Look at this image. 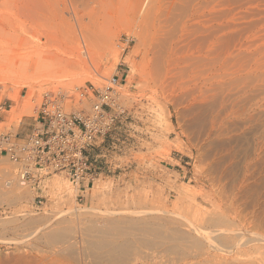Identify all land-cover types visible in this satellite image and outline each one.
<instances>
[{
	"label": "rangeland",
	"instance_id": "obj_1",
	"mask_svg": "<svg viewBox=\"0 0 264 264\" xmlns=\"http://www.w3.org/2000/svg\"><path fill=\"white\" fill-rule=\"evenodd\" d=\"M22 1L27 0H0V5ZM133 1L95 0L85 8L82 21L89 31L95 27L101 34L91 31L94 38L89 37L99 44L90 41L96 47L91 49L94 55L83 64L45 69L29 77L24 71L8 76L0 70V134L17 133L16 142L25 138L19 133L29 135L38 125L45 92L60 94L64 110L70 112L87 109L96 89L112 86L122 110L111 130L87 147L97 175L81 200L63 173L37 169L21 187L30 193L16 198L13 190L21 189L22 163L0 153V264H87L67 252L52 254L43 235L55 230L53 219L59 211L72 207L80 210L79 220L60 226L73 225L86 233L91 224L103 225L106 216L91 209L103 208L94 196L102 190L122 196L119 205H112L116 218L126 211L166 210L167 218L194 234L193 228H201L210 238L214 230L223 229L232 244L231 256L264 264V0H161L165 28L157 37L167 41L162 43L167 48L156 41L163 51L157 49L156 55L167 56H157L162 60L158 67L166 64L162 70L185 76L180 77L184 87L165 93L152 92L144 82L145 42L137 33ZM165 19L173 22L169 25ZM202 69L204 84L194 89L193 79ZM24 101L29 103L23 113ZM6 180L8 186H3ZM195 263L208 264L200 258L184 259L179 250L156 253L143 248L127 264Z\"/></svg>",
	"mask_w": 264,
	"mask_h": 264
},
{
	"label": "bare ground",
	"instance_id": "obj_2",
	"mask_svg": "<svg viewBox=\"0 0 264 264\" xmlns=\"http://www.w3.org/2000/svg\"><path fill=\"white\" fill-rule=\"evenodd\" d=\"M160 1L161 0H134L133 2L130 3V4L134 3L135 7L133 6V11L136 13L138 17V20L136 22L138 27L137 33L139 34V36L143 37L145 42V50L143 48L144 53H142V59H141L142 61L139 60L142 63L144 82L147 85H149L150 87L149 86L148 87L151 88L152 89L151 91L155 93L156 90H160L162 93H165L171 90V88L173 89L177 87L178 89V86L180 87L183 86L182 85L183 83L181 82L182 78L180 79V77L184 76L183 72L177 75L176 69H175L176 73L167 72L168 69H165L167 68L165 67L166 64L163 66L165 67L164 68L165 70H162L163 67H160L162 73L158 67V64L161 63L162 61L161 57L164 54L166 55L167 53V52H164V54L160 53V55L163 54L161 56L158 54L159 55L158 58H161L160 59L161 61L159 62V60L158 61L156 60L158 56L156 55L157 54L156 50L158 49L157 51H160L159 48L160 49L162 48L159 47L158 45L160 42L159 40H161V44H162L164 42H167L165 40L167 37H170V36L167 37L165 36L166 38L164 39L165 41L163 42H162L163 39H160L162 37L160 38L157 37L161 33L164 27L163 25L164 18H162L161 15V13L163 14V12L161 11L163 9H160L162 2ZM93 2H95V0H27L17 4H13L10 7L0 5V70L5 71V73H7L5 75L8 76L9 75L17 76L19 71H21L22 74L24 71L23 75L29 77L35 74L36 72L45 69H52L56 67L61 69H67L68 67L77 66L78 64L80 65V63L85 62L86 57L89 54H93V51L91 52L93 44H95V46L99 44V42H97L96 44L97 39L91 38V37L94 38L95 33L91 34V31L92 30L95 31L94 30L95 27H93L94 29H91V31H89L90 28L88 29L87 27L88 25H85L86 22H83L84 20L82 21V17H84L83 11L85 10L86 7H90L89 5L92 4ZM174 8L176 7H173V9ZM94 11L93 12L96 14L98 8L96 7V10ZM163 11L165 12V10ZM169 12L170 11L168 10L166 15H168ZM10 13L14 16V18H11L9 16ZM91 17L93 16L91 15ZM91 17L89 16V18ZM94 17H96V20L99 18V17L97 18V16L95 15ZM170 17L172 16L170 15ZM168 18L166 19L169 20ZM166 19L164 21L168 22L166 21ZM88 22L90 21H87V23ZM172 22L171 21L170 23L168 22L169 25ZM94 23H96V21ZM90 25L91 23L89 24V26ZM169 25L166 26L168 27ZM98 30L95 32H98ZM88 31L90 32L89 34L91 35H88ZM98 33L101 34V32ZM98 33H96L97 34L96 38L98 37ZM100 38L99 40H101ZM93 40L95 43L91 44L90 41ZM156 41L159 42L157 43ZM140 42L143 43L142 41ZM156 43L158 46H156ZM162 46L165 47V45L163 44ZM101 47L103 48L104 46ZM165 48H167V46ZM160 52H163L162 49ZM170 53H168V56L170 55ZM89 57H91V55ZM166 61L167 62L169 61L168 57ZM166 61L164 62L167 63ZM139 64L140 63H138V65ZM177 69L179 68L177 67ZM203 70L204 69L197 71L199 72ZM203 73H205V71H203L202 74ZM202 74L200 73L197 77L193 79L192 84L194 89H198V88L200 89L203 86L204 74L203 75ZM173 90L175 92L176 89ZM209 90L212 89L210 88ZM195 98H197V95L192 99ZM27 102L28 101H26V103ZM26 103L24 101L25 107L24 105H22V110H21L22 112L28 109L26 108L27 106ZM3 171L4 172L2 173L4 174L7 172V171L5 172V170ZM4 174H2V176ZM6 176H8V172ZM18 182L20 188L22 187V185L25 184V181H22L21 178H19ZM8 183L9 180H6L4 184L1 182L3 186L6 184H7L6 186H8ZM55 183H56L55 185L57 191L61 192L63 189L62 185L59 183L57 179ZM73 188L75 191L77 190L76 187ZM3 190L4 189H2V191ZM13 192H14V196L20 199L21 197H23L22 196L23 193L29 192V189L28 187H23L18 191L13 190ZM108 194L109 193H106L103 190L100 192L97 191L94 192V196H96L95 199L98 200L99 204H101L103 208H100L99 206L95 208L94 206V208L91 209L96 213H98L97 211H101L102 215H105L106 217L102 218L104 220L103 225L97 226L91 224L90 226L87 227L86 233H82V231L79 232L78 230H75L72 227L73 226L72 224L71 227L70 226L62 227L59 225L64 221L70 222V220L71 221L75 219L79 220L78 216L76 215L80 211L79 209H78L79 211H76L77 209L72 207V208H68V210L66 211L61 210L58 212L59 214L57 213L58 215L57 214L55 215L54 219L52 218L56 223L55 230H53L52 232L50 231V233H48L47 235H43L46 241L51 244L50 251L52 252V254L59 255L60 253L67 252L68 256L70 255L71 258L73 256L76 257L79 256L78 258L82 259L87 264H127L134 256L142 254V249L146 248L156 253L161 251L174 252L179 250L181 251L184 259H189L191 257L200 258L201 261L208 262V264L210 262L211 264H252L247 262L248 261L247 259H249L248 257L247 259L244 257L245 260L247 261H243L239 257L237 258L236 256H231L230 251L232 252V246H231L232 244H230L228 241L229 236L225 237L223 229L220 228L216 229L214 230L215 233L213 230L210 229L209 232L213 231L214 235L212 236L209 234L210 238L207 236L210 239L209 240L203 233L204 230L203 232H201V228L200 229L193 228V231H196L195 234L189 231V229L181 228L177 224V220H170L171 218H167L168 214H166L167 213L166 210H152L149 212L147 210L146 211L136 210V211H132L133 214L130 213L131 211L130 212L126 211L123 213L124 214L129 213V215L122 214L121 218H116L115 213L117 211H114V209H112L113 207L112 205L113 204L119 205V202L120 203L122 202V196L119 194L116 195L115 194L108 195ZM67 213L73 214L72 217L65 216V214ZM182 224L185 223L182 222ZM74 226H76V224ZM223 242L224 243L227 242L230 245L228 246L225 243L226 244L225 246V244L224 245L222 244ZM238 244L240 245V243ZM240 251H238L239 253L238 256H240ZM144 253L146 254V251ZM76 257L75 259L77 260Z\"/></svg>",
	"mask_w": 264,
	"mask_h": 264
},
{
	"label": "built area",
	"instance_id": "obj_3",
	"mask_svg": "<svg viewBox=\"0 0 264 264\" xmlns=\"http://www.w3.org/2000/svg\"><path fill=\"white\" fill-rule=\"evenodd\" d=\"M63 99L60 94L45 92L38 125L21 142L13 141L11 134H0V153L22 163V181L32 169L63 173L81 200L97 175L87 147L111 130L122 110L112 86L96 89L87 109L66 112Z\"/></svg>",
	"mask_w": 264,
	"mask_h": 264
},
{
	"label": "crops",
	"instance_id": "obj_4",
	"mask_svg": "<svg viewBox=\"0 0 264 264\" xmlns=\"http://www.w3.org/2000/svg\"><path fill=\"white\" fill-rule=\"evenodd\" d=\"M26 131L28 130V129H25ZM32 132V131H31ZM30 132V133H31ZM17 133H15V135L14 136H12V140L13 141H16V139H17ZM19 136H21V137H26V136H28V133H25L24 135H22L21 133H19ZM22 139V138H21Z\"/></svg>",
	"mask_w": 264,
	"mask_h": 264
}]
</instances>
